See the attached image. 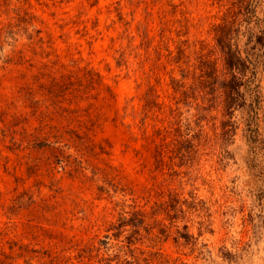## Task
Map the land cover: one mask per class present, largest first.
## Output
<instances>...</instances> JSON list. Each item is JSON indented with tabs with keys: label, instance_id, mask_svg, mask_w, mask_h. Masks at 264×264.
<instances>
[{
	"label": "rangeland",
	"instance_id": "1",
	"mask_svg": "<svg viewBox=\"0 0 264 264\" xmlns=\"http://www.w3.org/2000/svg\"><path fill=\"white\" fill-rule=\"evenodd\" d=\"M0 264H264V0H0Z\"/></svg>",
	"mask_w": 264,
	"mask_h": 264
},
{
	"label": "trees",
	"instance_id": "2",
	"mask_svg": "<svg viewBox=\"0 0 264 264\" xmlns=\"http://www.w3.org/2000/svg\"><path fill=\"white\" fill-rule=\"evenodd\" d=\"M220 46L222 48L223 53L226 56L227 64L232 72L233 79L237 80L238 79L237 74L239 73L238 69L239 66L242 65V63H240L242 59L240 57L239 49L233 48L234 45L231 43V40H229L228 42L224 40V42H221ZM247 61L248 60H246V62Z\"/></svg>",
	"mask_w": 264,
	"mask_h": 264
}]
</instances>
